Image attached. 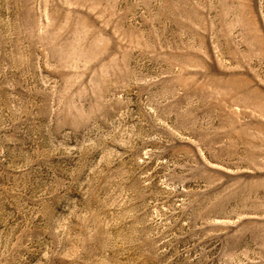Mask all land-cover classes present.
Listing matches in <instances>:
<instances>
[{
    "label": "rangeland",
    "instance_id": "1",
    "mask_svg": "<svg viewBox=\"0 0 264 264\" xmlns=\"http://www.w3.org/2000/svg\"><path fill=\"white\" fill-rule=\"evenodd\" d=\"M0 264H264V0H0Z\"/></svg>",
    "mask_w": 264,
    "mask_h": 264
}]
</instances>
